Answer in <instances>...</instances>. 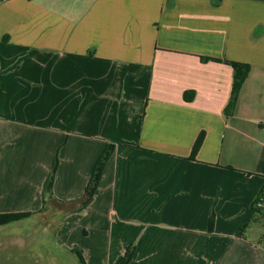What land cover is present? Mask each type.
Returning <instances> with one entry per match:
<instances>
[{
	"label": "crops",
	"instance_id": "1",
	"mask_svg": "<svg viewBox=\"0 0 264 264\" xmlns=\"http://www.w3.org/2000/svg\"><path fill=\"white\" fill-rule=\"evenodd\" d=\"M263 187L264 0H0V213L86 264H264Z\"/></svg>",
	"mask_w": 264,
	"mask_h": 264
},
{
	"label": "rangeland",
	"instance_id": "2",
	"mask_svg": "<svg viewBox=\"0 0 264 264\" xmlns=\"http://www.w3.org/2000/svg\"><path fill=\"white\" fill-rule=\"evenodd\" d=\"M49 204L53 206L54 203L50 201ZM105 208L99 207L98 212L103 213ZM58 222L35 213L22 221L0 226V264H81L77 254L67 249L53 230L52 225L56 223L55 227H59ZM99 222H104L102 217ZM257 227L260 231L264 222ZM92 238L95 237L82 235L81 243L90 246ZM82 244L76 248L83 251Z\"/></svg>",
	"mask_w": 264,
	"mask_h": 264
},
{
	"label": "trees",
	"instance_id": "3",
	"mask_svg": "<svg viewBox=\"0 0 264 264\" xmlns=\"http://www.w3.org/2000/svg\"><path fill=\"white\" fill-rule=\"evenodd\" d=\"M233 67L235 70V80H234V85H233V91H232V97L231 101L226 109L227 114H231L235 108L239 92L241 89V86L245 79L248 76L249 73V65L247 64H241V63H233ZM203 140L202 135L198 138L197 142L195 143L194 146V152H196L201 145ZM115 148V145H109L106 147L102 155L99 157L97 160L93 173L90 176V179L88 181V186L86 189V197L83 199L82 204H88L95 193L97 192L99 186H100V181L102 178V175L104 173L105 167L113 153V150ZM52 187V181L50 184V189ZM264 199V187L259 193L258 197L256 198L254 202V208L259 212L260 214L264 215V207H259L258 203ZM33 215L32 212H17V213H0V226H8L13 223L22 221L24 219H27ZM261 243L264 244V236L261 239ZM73 251L77 254L78 259L81 264H86L84 258H83V252L82 250H79L78 248H74ZM135 254V247L129 248L123 255L122 259L120 260L119 264H128L131 262L133 259V256Z\"/></svg>",
	"mask_w": 264,
	"mask_h": 264
},
{
	"label": "built area",
	"instance_id": "4",
	"mask_svg": "<svg viewBox=\"0 0 264 264\" xmlns=\"http://www.w3.org/2000/svg\"><path fill=\"white\" fill-rule=\"evenodd\" d=\"M259 207H264V199H262L259 203H258Z\"/></svg>",
	"mask_w": 264,
	"mask_h": 264
}]
</instances>
